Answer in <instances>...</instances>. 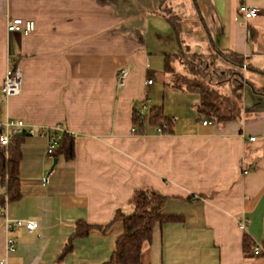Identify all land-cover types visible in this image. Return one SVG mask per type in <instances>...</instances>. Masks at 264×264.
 Masks as SVG:
<instances>
[{
    "label": "crops",
    "instance_id": "crops-1",
    "mask_svg": "<svg viewBox=\"0 0 264 264\" xmlns=\"http://www.w3.org/2000/svg\"><path fill=\"white\" fill-rule=\"evenodd\" d=\"M241 3L258 14L244 19ZM15 17L32 20L34 29L7 32ZM216 49L242 59L241 66L222 56L214 62L242 79L234 117L223 120L208 114L197 91L175 86L178 74H187L179 60L171 61L177 75L163 68L168 55ZM10 58L21 71V92L4 98L0 91V122L20 118L27 128L49 131L18 139L19 198L10 200L1 183L4 264L108 261L123 230L116 216L131 211L140 189L166 196L163 213L181 220L154 225L138 264H264V255L252 254L264 243V0H0V88ZM122 67L129 72L119 86ZM155 74L184 101L159 104ZM214 88L233 92L227 84ZM146 97L148 119L155 107L174 119L163 133L148 122L132 132L133 109ZM58 124L74 140L73 159L46 154ZM3 207L12 219L38 222L34 231L11 232L17 243L10 253ZM77 222L91 228L62 254Z\"/></svg>",
    "mask_w": 264,
    "mask_h": 264
},
{
    "label": "trees",
    "instance_id": "trees-1",
    "mask_svg": "<svg viewBox=\"0 0 264 264\" xmlns=\"http://www.w3.org/2000/svg\"><path fill=\"white\" fill-rule=\"evenodd\" d=\"M168 20L177 32L179 30V24L175 18L168 17ZM218 56L228 58L234 66L242 65V59L238 55H224L216 49L213 55L208 56L187 55L182 52L173 56L168 55L165 57L163 68L165 72L174 73V68L171 63L174 58L188 68L192 79L200 78V80H203L204 83L201 81H193L191 83L183 79L187 89L198 92L200 105L205 110L213 111L214 114L212 116L216 120H223L234 117V115L220 112L218 105H221L222 101L217 103V100H221L222 97H220L217 89L211 88V82L214 81V85L216 86L230 82L233 86L232 93L234 100L239 102L241 98L240 88L242 86V79L240 73L235 69L224 70L216 67L214 62ZM175 86L181 87L180 84H176ZM132 120L137 131H141L146 122L161 125L164 121H169V118L163 115L160 107H155L151 110L149 119L148 117L137 118L134 108ZM25 135V133H22L13 138L7 149V158L5 157V151L0 148V181L3 183L5 176H8L7 193L10 200H16L20 196L17 180L20 152L17 143L18 139ZM59 153L63 154L67 159L74 158V140L65 132L62 134L58 146L53 153L54 157ZM166 199V196L152 189H140L134 192L131 200V211L128 214H119L116 216L122 221L123 230L115 240L114 250L109 260L102 264H138L140 262L142 245L144 242L150 240L154 225L156 223L163 224L181 220L180 216L165 215L163 213ZM90 228L91 226L85 222H77L75 231L64 246L62 254L70 250L71 241L74 237L87 234ZM246 241L245 239V245H247Z\"/></svg>",
    "mask_w": 264,
    "mask_h": 264
},
{
    "label": "built area",
    "instance_id": "built-area-1",
    "mask_svg": "<svg viewBox=\"0 0 264 264\" xmlns=\"http://www.w3.org/2000/svg\"><path fill=\"white\" fill-rule=\"evenodd\" d=\"M238 12L244 19H249L258 14V8L248 5L246 3H241L238 7ZM34 29V22L32 20H23L20 17L9 18L6 22V30L9 33L13 32H22L29 33ZM244 68V66H243ZM129 69L128 67H122L119 69L117 73V82L119 86L124 85L125 79L128 76ZM146 85L152 84V79H147L145 81ZM1 93L4 98L17 96L21 92V71L13 59L8 60L7 67L5 69V74L3 77L2 85L0 88ZM150 98L146 97L142 99L139 105L135 108L137 118H146L149 110H150ZM174 119L170 118L169 121L163 122L162 125L156 128L158 133H163L165 128L168 127L170 122H173ZM203 125L208 124L207 120H203L201 122ZM58 133L55 132L52 136H50L47 146H46V154L49 157H54L53 153L58 146L59 140L61 138V133L67 132L64 131L60 124L54 127ZM49 128L40 127L38 129L27 128L25 122L20 118H7L6 120L0 122V148L6 151L9 147V144L13 140V138L17 135L25 133L29 136H44L48 137ZM132 132L136 133V126L132 127ZM71 135V134H70ZM248 139L250 141H254V136H249ZM245 171V169L243 170ZM50 172H48L44 177H42V183H48ZM8 176L6 175L4 180L7 182ZM0 181V187H1ZM3 195V192L0 190V196ZM1 215L3 216L4 222V230L7 234L5 249L7 253H10L16 248V239L11 235V232L15 229L25 228L28 231H34L38 228V222L33 219H12L10 218L5 211V208L1 210ZM247 221L245 219H241L239 222V226L242 230H245ZM252 254L254 256L264 255V243H256L252 247ZM0 263H5V259L2 258Z\"/></svg>",
    "mask_w": 264,
    "mask_h": 264
},
{
    "label": "rangeland",
    "instance_id": "rangeland-1",
    "mask_svg": "<svg viewBox=\"0 0 264 264\" xmlns=\"http://www.w3.org/2000/svg\"><path fill=\"white\" fill-rule=\"evenodd\" d=\"M166 24V22L164 23ZM183 53V52H182ZM180 54V53H179ZM186 54V53H184ZM187 55H192V54H187ZM181 63V62H180ZM182 64V63H181ZM183 65V64H182ZM216 67L220 68V69H224V70H231L232 68H225L221 65H216ZM174 68V67H173ZM180 69V68H179ZM184 69L185 71H187V74L186 75H181V74H178V78H176V81L177 83H181V84H185V81L183 79H185L186 81H189V82H193V81H201L203 82V80H200V78H197V79H192V75L191 73L189 72L188 68L186 66H182L181 70ZM180 71V70H178ZM174 73L176 74L177 72H175V69H174ZM177 75V74H176ZM206 78V77H205ZM152 79L154 81V89L156 90V94H157V98L160 99V103L159 104H165V105H177V103H180L181 100L184 101V98H179L180 96H177L176 93L173 92V90H171V88L167 87L164 85L163 81L161 80V78L159 77V75L155 74V75H152ZM207 79V78H206ZM206 82V80H204ZM204 83V82H203ZM214 81L211 82V88L212 89H216L214 88L216 85H214ZM227 84V91L229 90L230 91V88L231 89L233 88L232 84L230 82L228 83H225ZM185 86V85H184ZM205 86V85H204ZM229 88V89H228ZM228 91V92H229ZM223 92L224 90H219L218 93H222L220 94V97H222L221 100H217V103H219L220 101H222V104L221 105H218L220 107V112L221 113H226V114H229L231 112V109L233 108H236L237 106L236 105H232L233 104V100H234V95L233 93L230 95V96H225L223 95ZM189 97L187 98L188 100L191 99V95H188ZM190 98V99H189ZM228 101L229 103H231V105H228ZM189 102V101H188ZM236 106V107H235ZM235 110V109H234ZM208 114L210 115H213L214 112L213 111H208ZM192 113V112H191ZM232 114V113H231ZM230 115V114H229Z\"/></svg>",
    "mask_w": 264,
    "mask_h": 264
},
{
    "label": "water",
    "instance_id": "water-1",
    "mask_svg": "<svg viewBox=\"0 0 264 264\" xmlns=\"http://www.w3.org/2000/svg\"><path fill=\"white\" fill-rule=\"evenodd\" d=\"M56 163V158H54V160H53V165Z\"/></svg>",
    "mask_w": 264,
    "mask_h": 264
}]
</instances>
